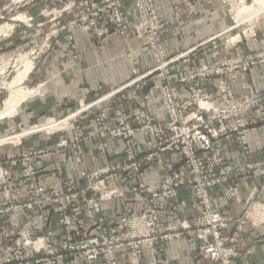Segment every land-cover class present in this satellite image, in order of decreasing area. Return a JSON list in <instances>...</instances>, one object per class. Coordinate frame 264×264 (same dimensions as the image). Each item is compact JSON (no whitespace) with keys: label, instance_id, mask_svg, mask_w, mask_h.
<instances>
[{"label":"built area","instance_id":"built-area-1","mask_svg":"<svg viewBox=\"0 0 264 264\" xmlns=\"http://www.w3.org/2000/svg\"><path fill=\"white\" fill-rule=\"evenodd\" d=\"M172 1L174 5L180 2ZM136 7L141 19L138 26L140 36H147V47L154 59V67L143 78L156 76L161 82L160 91L166 117L157 119L151 115L152 105L149 96L140 100L138 111L132 118L121 111H116L115 126L108 132H103L102 138L106 142L122 141L123 159L93 173L88 174L82 170L81 178L88 183L86 205L90 206L96 215L101 214L102 203L123 198L125 195L115 187L111 188L110 183L137 178L131 194L134 195L135 201L142 205L140 210L117 220L114 229H108L100 220L96 225L95 233L98 232L96 235L91 236L88 235L90 233H86L78 240L73 239L78 231L72 225L73 218L68 215V208L79 199L77 193L80 187L74 183L80 185V182L60 184L52 193H48L50 196H46V189L40 185L39 176L43 159L49 157L50 151L22 149L19 153L10 152L4 163L0 160V190L4 197L0 204V216L9 215L12 211L10 222L18 223L16 237H20L21 241L10 254L0 256V264L30 262L39 264L40 254L50 245L55 246L54 242L42 239L44 236L40 237L37 233H33L25 225L24 216L14 214L17 211L27 213L33 206L43 214L41 217L43 220H45V210L54 206L58 208L54 210V214L59 218L63 229L67 230L70 250L75 252L82 264H103L116 253L129 251L134 253L141 248L149 250L151 257H154L158 254L156 245L159 240L190 236L197 238L200 244L199 250L210 264H232L231 260L235 257V249L232 246L238 243V236L243 232L242 228L264 226V203L261 201L264 191V161L232 166L228 164L220 147L222 141L234 139L243 153L248 155V135L252 130L264 125V92L257 93L249 89L238 98L234 95L229 81L223 80L227 75H234L238 70L248 72L258 64H264V51L241 58L218 59L216 65L195 68L192 77L186 74L176 76L173 67L180 62L186 63L192 52L168 58L161 38L164 27L157 20L151 0H136ZM74 8L76 9L71 7L69 10L73 11ZM104 12L101 6L91 5L89 0H84L80 5L75 28L80 27L92 36L106 38L111 33L110 27H114L116 32L119 31L124 36L127 28L123 25L125 16L123 5L115 7L109 23L104 19ZM253 35L255 34H252V37ZM216 40L217 38H213L208 42L215 46ZM214 57H219L218 52ZM133 75L136 79L130 84H139L143 78H138L139 73L136 70L133 71ZM215 76L219 78L217 89L222 102L216 103L213 95L205 94L201 88L195 89L190 86L189 97L184 96L182 86L189 84L190 80L199 78L207 81ZM114 95L115 93H112L101 98L95 104L111 101ZM92 107L93 105L88 107L87 111L92 110ZM108 112L109 109L101 111L98 124L99 121L104 122ZM250 113L253 114L251 120L244 121L243 115ZM77 116L79 115L75 113L70 118L68 124H72L71 128ZM60 132L62 130L52 134ZM79 143V137L59 141L54 146L55 153H62L68 149L76 152ZM7 144L13 143L0 144V147ZM17 146L22 147V139ZM100 150L108 152V144L102 145ZM168 155L175 156L181 167L178 168L175 162L170 163L166 160ZM81 156L82 153L78 152V163H81ZM153 166H157L164 176L159 185L148 186L144 171ZM18 170L19 176L16 178L14 173ZM249 177L254 179L255 187L248 198L243 199L235 183L238 179ZM218 186H225L227 189L225 193L227 201L242 205V213L238 217H226L213 207L211 190ZM181 189L193 191L199 214L191 223L178 222L176 226L179 225V229L175 228L178 231L175 232L172 227L163 228L159 224L158 212L148 205L155 199L173 203ZM93 192L97 193L96 198H88ZM29 193L30 198L27 200ZM18 198L25 201L16 202ZM17 203L18 205L13 207ZM184 210L185 205L173 203L168 213L177 216ZM229 229L232 233L228 235ZM48 237L54 235L49 234ZM15 255L19 256L17 260L13 259ZM142 260L141 254L131 257L132 264H140ZM150 263L156 264L152 260Z\"/></svg>","mask_w":264,"mask_h":264},{"label":"crops","instance_id":"crops-1","mask_svg":"<svg viewBox=\"0 0 264 264\" xmlns=\"http://www.w3.org/2000/svg\"><path fill=\"white\" fill-rule=\"evenodd\" d=\"M183 1L184 5L175 12L169 0H153L158 20L167 23L162 33L167 57L174 58L192 52L186 63L180 62L173 67V73L176 76L185 74L188 64L192 60L204 63L213 62L210 56L211 47L209 45L203 48L198 46L221 34L222 31L232 28L226 8L220 0ZM190 2L195 3L193 10L186 5ZM254 28L257 33L256 39L238 44L229 51L222 50L221 55L237 57L264 51V15L260 16ZM53 45L55 48L41 57L35 71L26 81L32 86L40 84V88L37 90L28 89L36 93L21 103L15 116L0 120L1 141L16 132L29 131L28 128L31 125L46 124L54 119L65 118L74 111L79 115L77 116L78 121L74 122L76 128L79 127V129L72 131L68 137L62 133L47 134L44 132L45 130H40L33 132L35 134L31 133L33 135L28 134L21 138L22 147L17 146L19 142L17 141L10 142L13 144L5 145L0 149V158H3L8 150H11L12 153H19L22 149H44L54 153L43 159L42 168L44 170L43 177H41L45 183L52 185L62 175L60 172L66 177L77 176V173L82 170L89 174L108 165H114L123 159V142L120 140L108 141V152L100 150L99 145L105 143L106 140L96 133L97 123L93 118L95 110L100 112L109 109L108 117L103 122L107 129L110 122L113 125L116 124L117 119L114 114L116 111H121L132 118L138 111L139 101L142 97L149 96L152 105L151 115L157 119L166 117L159 81L156 76L143 78L154 66L153 54L146 48L143 40L113 35L108 41L97 46L93 36L78 30L75 34L74 52L63 39H55ZM134 70L139 73L138 78H143L140 82L143 84L142 87H139L140 84H130L136 79L133 75ZM234 75L232 85L236 96L243 95L249 89L257 93L264 92V64L250 69L247 73L237 72ZM112 93L115 95L111 101L95 104L99 99ZM91 105H93L92 110L87 111ZM252 115V113L245 115L244 121L249 122ZM45 124L39 126H45ZM50 132H54V130ZM75 137L80 138L76 152L55 153L54 146L60 140L63 138L72 140ZM247 140L248 155L243 153L234 139L221 143L229 165L240 166L264 161V125L252 130ZM78 152L82 153L81 163L77 162ZM166 160L175 162L178 168L181 167L175 156L168 155ZM144 172L145 182L148 186L157 185L163 180L164 173L157 166L146 169ZM14 176L16 178L19 176V170L15 172ZM136 182L137 178L133 177L126 181L110 183L111 188L115 187L127 195L114 201L102 203L100 215H96L91 207L86 205L84 199L74 202L70 207L72 208L70 216L73 218L71 220L74 228L83 235L92 232L97 220L105 221L107 225H111L110 223L137 213L141 205L136 201V203L133 202L129 195L135 188ZM235 186L241 197L247 199L255 187V181L250 177L241 178L236 181ZM224 189L225 186L212 189V205L222 214L236 218L241 214L242 205L225 200L223 198ZM261 201L264 203V191ZM175 203L185 205L184 212L181 215L171 216L168 213L171 206L162 204L160 205V214L163 222L178 223L181 222L180 220H189L194 218L199 211L189 189H181ZM154 205L157 207L156 203ZM28 219L37 226L38 235L45 234L44 230L39 229V222L43 221V218L38 220L29 215ZM44 219L48 222L47 226L52 228L57 236L63 235L64 229L57 224L55 215L47 210L44 213ZM7 220L8 217L0 219V227L7 226ZM197 249L198 243L193 237L166 242L163 255L159 258V264H163L164 260L170 261L171 264H203L204 262L196 257ZM237 252L240 256L235 264H264V228H245L243 233L238 236ZM143 264H147V260H144Z\"/></svg>","mask_w":264,"mask_h":264},{"label":"rangeland","instance_id":"rangeland-1","mask_svg":"<svg viewBox=\"0 0 264 264\" xmlns=\"http://www.w3.org/2000/svg\"><path fill=\"white\" fill-rule=\"evenodd\" d=\"M83 1L84 0H0V28L3 31L2 33H0V107H3L5 101L9 98V91L3 86V82L10 83L14 79V77L17 75L18 69L21 67L19 61L22 57H27L30 61L33 62L34 68H33L32 72H34L36 69L37 62L40 61L41 57L43 55H47L49 52H51L55 48L53 45V42L55 39L65 40L66 44L67 45L69 44L68 46H70V48L74 52V48H75L74 47V41H75L76 32L78 30L85 32L80 27L75 28V26H74L75 21H77L79 18L80 5L82 4ZM179 1L180 2L178 4L174 5L173 1L169 0V2L171 3V6L173 7L175 12L179 11L181 6L184 5L183 0H179ZM196 1H198V0H196ZM220 1H221L222 5L226 8L228 17L230 18V20L232 22V28L226 29L225 31H222L221 34L208 39L206 42H204L200 45L201 48L208 46V45L211 47L210 48L211 49L210 56L213 59V62L204 63L203 61L198 62L197 60H192V62L190 64H188V70L185 73L186 75H188L190 77H192L194 75L193 70L197 67L213 66V65L218 64V59L227 60V59L233 57V56L223 57L221 55L222 50L223 51H229L230 49L236 47L238 44H242L244 42H247L248 40H254L257 38V33L255 32L254 25L260 17L256 21H253L250 23L249 22L244 23V24L238 26L237 22L235 21L236 19L234 18V15H233L234 5L232 4V0H220ZM253 1L254 0H243V2L247 5H251L253 3ZM151 2L153 5V8L155 9L153 0H151ZM89 3L91 5H99V7L101 6L103 8V10L105 11L104 12V15H105L104 19L108 23L110 22L111 18L113 17L114 9L117 5H123V13L125 15L123 18V25L125 28H127V33L124 36H122L119 33V31H117V32L115 31L114 27H110L111 33L108 37L98 38L96 36H93L94 39L96 40L97 46L104 43V41H108V39L111 36L118 35L121 38L135 37L136 39L143 40L145 42L146 48L148 49V47H147V36L146 35L140 36V32L138 30L139 20L141 21V19L139 18L138 14H137L136 0H125V1L124 0H89ZM194 4L195 3L190 2L186 5L189 7V9L193 10L195 8ZM71 7H76V9L74 8L73 11H70L69 9H71ZM155 13H156V10H155ZM156 17H157V15H156ZM157 20H158V17H157ZM158 22L160 24H163L164 28L166 27L165 25L167 23H162L159 20H158ZM86 33L91 35L89 32H86ZM162 33H163V31H162ZM251 33L255 34V35H253V37H252ZM213 38H217V40L215 42L216 43L215 46H212L213 44L208 42L209 40H211ZM162 43H164L163 39H162ZM217 52L219 54V57L215 58L214 55ZM258 53H260V52H258ZM258 53H256V54H258ZM250 55H254V54H250ZM244 56H249V55L245 54L242 56H237V58H241ZM237 72L247 73V72L240 71V70H238ZM30 74H29V76H30ZM185 74H183V75H185ZM234 76L235 75L231 74V75H227L226 78H223V80L226 81V79H227L229 81L230 86H232V88H233L232 78ZM27 79H29V78H27ZM159 83L161 84L160 81H159ZM139 84H140L139 87L143 86L142 83H139ZM189 86L192 88H195V89L201 88L202 91L205 92V94L213 95L214 96L213 98H214L216 103L222 102L221 96H220L218 89H217V87L219 86L218 76L211 77L207 81H203L202 79H199V78H196L194 80H190L189 84L182 86L183 94L185 97H189V93H188V90L190 88ZM23 87L30 89V90H37V88H40V84H38L36 86H32L28 82L26 83V81H25ZM195 91H198V90H195ZM243 95H237V96L235 95V96L239 98V97H242ZM143 97H145V96H143ZM139 103H141V101H139ZM96 111L97 110L94 111V115H93V118L97 123L96 124V133H98V135L100 137H102L103 132H105V131L108 132L115 125L111 124V122H110L109 127L106 129L105 124H103L101 121H99V124H98V120L100 119V116L102 115V113H101V111L100 112H96ZM74 114H75V111L73 113L68 114L67 117H65V118H61L58 120L54 119V120L63 121L69 117H72ZM245 115H247V114H245ZM245 115H243V117ZM2 119H4V118H2ZM56 121H54V122H56ZM77 121H78V118H77ZM49 123H51V122H48L46 124L43 123V124L48 125ZM43 124L31 125L28 129L37 128V126L40 127L39 125H43ZM71 125L72 124H70V125L68 124L66 128L61 129L62 132H60V133H62V135L65 134L68 137L72 131L79 129V127L76 128L75 123L73 124L74 125L73 128H71L72 127ZM57 131H60V130H54V132H57ZM23 132L24 131H19L18 133L16 132V134L7 136V138L14 137V136L19 135ZM44 132L46 133L47 131H44ZM40 133H42V132H40ZM50 133H52V132L48 131V134H50ZM33 134H35V133H33ZM57 134H59V133H57ZM28 137H32V136H28ZM67 139H69V138H67ZM67 139L63 138L62 140H67ZM62 140H60V141H62ZM17 141H11V142H17ZM222 142H228V141L224 140ZM6 143H10V142H6ZM221 143H220V147L223 150ZM104 144H107V142L105 141V143H102L101 145H99V148ZM7 145H10V144H7ZM3 146H5V145H3ZM2 147H0V149ZM10 151L11 150H8L7 153L5 152V154L3 155V158H0V160L3 163L5 162L6 157L10 154ZM66 152L73 153V151H71L69 149L66 150ZM50 156H52L51 151H50L49 157ZM170 163H173V162H170ZM40 168H41V175L39 176V183L42 187H44L46 189L45 190L46 196H50L48 193H52L56 188H58V186L60 184H65V183H70V182H78V183L80 182V185L74 183L76 186L80 187V190L77 193L78 194L77 196L79 198L78 200H80V199L86 200L87 199L88 193L86 192V188L88 187V183L86 182V180L84 178L83 179L81 178V171H80V173H77V176H74V177H72V176L66 177L62 172H60L62 175H60V177L57 176L58 178H57L56 183L54 185H52V184H47L43 181V178H41V177H43L42 172L44 169L42 168V165ZM83 171H85V170H83ZM159 184H157V185H159ZM157 185H150V186H157ZM215 188H217V187H215ZM18 190L21 191V189H18ZM226 191H227V189H224V191H223V198H225V200H226V196H225ZM191 194H192L193 200L196 202L195 196L193 195V191H191ZM0 195H1V197H0V204H1L4 200V197H3L1 190H0ZM126 195H127V193H125V196ZM129 195H131L133 202H135L134 195L133 194H129ZM89 196L96 198L97 193L93 192ZM17 197H19V196L17 195ZM29 198H30V193L27 196V200ZM78 200H76V201H78ZM15 201L16 202L19 201L20 203H22V201H25V199L20 200L18 198ZM15 201H14V203H16ZM167 201L168 200L163 202L159 199H155L150 205H148V207H153L154 209H156V212H158V214H159V224L163 228L172 227L174 230H175V228L179 229L178 228L179 225L176 226V224H178V223L163 222L161 220L160 205L163 204V205H167V206H172L173 203L176 204L175 202L171 203V202H167ZM154 203L157 204L158 208L154 205ZM180 204H182V203H180ZM17 205H18V203L13 205V207H15ZM139 205H141V204H139ZM196 205H197V202H196ZM56 208L57 207L54 206V207H51L47 210L50 211L52 215H55L54 210H58V208L57 209ZM47 210H45L44 213ZM169 211H170V208H169L168 212ZM11 212H9V215L6 214L7 216L6 215L0 216V219L8 217L7 226L0 227V256L10 254L11 251L13 249H15L17 247L18 243L21 241L20 237H16V234H17V231L19 228V227L17 228L18 223L17 222L16 223L10 222L11 215H12ZM241 213H242V211H241ZM14 214L24 216L25 225L31 231H33V233H38V232H36L37 226H35L33 224L34 222H30L29 219L27 220L29 215L34 216L35 219H38V220H40V218L43 216V214L41 212H38L36 206H33L32 210L28 211L27 213L25 211H17V212H14ZM71 214H72V208H68V215L70 216ZM198 214H199V211L197 212V215ZM197 215L194 218H191L189 220H180V221L181 222L188 221L189 223H191V221H193L197 217ZM222 215H224V214H222ZM128 216H130V215H128ZM224 216L228 217L227 215H224ZM98 222L99 221L97 220V223L94 224V228H93L92 233H90L88 235L94 236L98 233V232L95 233L96 225L98 224ZM114 223H110L111 225H107L105 223V221H103L104 226L107 227L108 229H114V227H115ZM57 224L63 228V226L60 224L58 217H57ZM47 225H48V222L46 220L45 221L41 220L39 222V229H41L42 231L43 230L45 231V234H42L39 236L40 237L44 236L42 239H44L48 242H50V241H51V243L54 242L55 246L50 245V247L48 249H46L44 252H42L40 254V256H39L40 261H38L39 264H56L57 261H58V264H82L81 261L76 256L75 252L70 250V246L68 244L67 230L64 229L62 236H57L55 231ZM247 227L251 228L252 226H247ZM247 227H245V228H247ZM245 228H242L243 229L242 231H244ZM252 228L261 229V228H264V226L257 227V228L252 227ZM175 232H178V231L175 230ZM231 233H232V231H231V229H229L227 234L229 235ZM49 234L54 235V237H48ZM228 235H225V236H228ZM74 236L75 237L73 239L78 240L83 235L76 232L74 234ZM192 237L195 238V242L198 243V249H197L196 257H198V260L203 261L204 262L203 264H210L209 261L203 256V254L199 250V248H200L199 241L197 240V238L195 236H190V238H192ZM183 238H185V237H176V238L167 239V240H164V239L159 240L158 244L156 245V251H158V254L156 253L157 255H155L154 257H151L149 250H147L145 248H141L139 250H135L134 253L131 251L125 252V253H116V254L112 255V257L109 259V261H107L106 263H103V264H132L131 263V257L134 255H138V254H141L143 256V260L141 261L140 264H143L144 260H147V264H151L150 263L151 260L154 261L156 264H159V258L163 255V252H164V244L166 242H169L172 240H181ZM237 246H238V243H236V245L232 246V248L235 249V252H234L235 257L231 260L232 264H235V261L240 256L239 253L237 252ZM64 247H66V249H64ZM18 257H19L18 255H15V256H13V259L17 260ZM22 264H36V263L30 262V263H22ZM133 264H136V263H133ZM163 264H171V262L164 260Z\"/></svg>","mask_w":264,"mask_h":264},{"label":"bare ground","instance_id":"bare-ground-1","mask_svg":"<svg viewBox=\"0 0 264 264\" xmlns=\"http://www.w3.org/2000/svg\"><path fill=\"white\" fill-rule=\"evenodd\" d=\"M232 4L234 5L233 15L236 19L237 25L240 26L244 23H250L256 21L261 15L264 14V0H254L251 5H247L243 2V0H232ZM2 29L0 28V33H2ZM21 67L18 69L17 75L10 83L3 82V86L9 91V98L5 101L4 106L0 107V120L2 118L13 117L17 114V110L21 103L25 101L28 97L34 95L35 91H30L23 87L25 81L29 74L32 72L34 68V64L27 57H22L20 59ZM3 105V104H2ZM73 117V116H72ZM67 118L63 121L51 120L48 125L40 126L37 128H32L29 131H24L23 133L16 135L11 138H4L0 141L1 144L11 141H19L25 135L31 134L33 132H37L40 130L52 131V130H61L67 127L70 118ZM56 121V122H54Z\"/></svg>","mask_w":264,"mask_h":264}]
</instances>
